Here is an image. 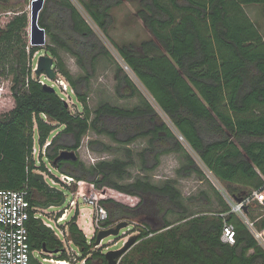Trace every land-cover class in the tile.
<instances>
[{"label": "trees", "instance_id": "obj_1", "mask_svg": "<svg viewBox=\"0 0 264 264\" xmlns=\"http://www.w3.org/2000/svg\"><path fill=\"white\" fill-rule=\"evenodd\" d=\"M11 1L1 0L2 8L12 13L6 22L0 21V78L9 79L11 92L10 108L0 112V189L28 187L31 205L36 207L62 201L60 191L48 189L35 176L38 169H47L34 158L36 132L41 148L48 143L46 156L53 165L61 149L80 148L90 129L125 143L148 137L147 148L139 153L145 170L151 167L150 159L156 162L154 168L162 154L184 150L120 64L115 70L118 95L138 96L142 104L127 109L106 102L92 111L86 91L90 74L75 79L54 45L73 54L88 73L87 62L94 66L99 56H109V52L72 0H45L39 23L53 42L47 50L59 58L56 75L68 82L81 110L74 112L55 87L45 88L46 74H36L33 63L28 68L26 62L29 16L18 7L31 0H14L15 6ZM80 1L107 34L111 9L123 0ZM250 4L264 5V0H140L138 16L152 38L140 44L115 43L121 58L173 126L227 185L223 195L218 192L220 210L190 214L173 180L157 185L148 177H138L121 184L119 180L131 176L132 159H104L84 172L64 168L67 163L77 166L78 161L59 160L55 167L62 173L101 194L100 201L109 213L105 228L125 216L139 218L133 220L139 243L118 264H264V246L247 221L232 212L228 201L243 200L264 188V37L245 10ZM40 50L32 46V58ZM15 52L18 69L13 65L8 69ZM127 152L131 158L132 151ZM185 158L186 174L202 175L193 158L187 153ZM113 191L136 201L124 202ZM174 210L181 215L171 222L166 217ZM244 211L264 239V202L254 199ZM78 214L79 210L69 221L68 238L81 249L85 264H94V259L107 264L105 254L94 249L95 237L88 243L77 223ZM226 224L234 226L233 244L222 240ZM28 228L32 251L63 250L58 259H69L55 233L39 228L38 217L32 216ZM31 264L41 263L32 257Z\"/></svg>", "mask_w": 264, "mask_h": 264}, {"label": "rangeland", "instance_id": "obj_2", "mask_svg": "<svg viewBox=\"0 0 264 264\" xmlns=\"http://www.w3.org/2000/svg\"><path fill=\"white\" fill-rule=\"evenodd\" d=\"M77 6L83 17L92 27L93 31L99 38L100 42L105 49L108 50L109 56H99L94 66H91L87 62V69H84L78 62V59L66 51L63 48H60L58 45L59 56L64 61L66 67L73 75L75 79H80L85 76H89V82H87V95H88V104L92 111H95L99 106L108 102L112 105L119 106L122 108L133 109L142 104V100L138 96L123 98L118 95L116 91L117 81L115 78V70L118 64L122 65L124 68L126 63L121 58L119 51L117 50L115 43L124 45L127 43L140 44L145 40L152 38L151 33L144 25L143 20L138 16V11L140 10V0H123L121 4L115 5L111 9V23L108 28L107 34H105L98 25L93 21L90 14L84 7V3L80 0H72ZM89 1V0H83ZM13 6H15V1H11ZM45 5V4H44ZM18 8H23L28 16L30 17L31 5L30 3L22 2ZM245 10L248 13L249 17L255 22L259 28L261 34L264 37V5L262 4H250L245 6ZM12 11L6 12L1 6L0 0V21L2 23L6 22L8 19V14ZM53 45L51 37L47 34V41L44 45L38 47L41 48L40 51L36 52L35 55L31 54V45L26 48L27 51V67L32 68V63L34 68L37 65L38 58L41 55H46L54 59V69L55 72H58L57 63L59 58L47 50L48 45ZM19 56L14 53L11 62L7 63V68L10 69L13 65L15 69H18V59ZM34 69H32L33 71ZM130 76L133 78L134 82L138 86L143 97L146 98L149 103L152 105L154 110L159 114L160 118L164 120L168 126L174 131L178 139L185 146L183 151H172L169 153H164L159 157L158 165L153 159L148 161V165L151 166L150 169H144L143 160L140 158L139 153L142 152L148 146V137H138L130 143L118 142L108 133H98L94 129H90L88 133L83 137L82 144L80 148L77 149L79 165L74 166L67 163L64 168L72 170L74 172H84L85 169L93 167L97 162L101 160H113L115 158H120L124 160H134V166L130 167L131 176L124 180H119L121 184H128L133 182L138 177H148L150 181L154 184L161 185L167 180L175 181L176 187L182 193V200L187 206L188 213L204 214V213H214L220 210V204L218 202V192H221L222 195L225 193L224 187H227L226 183L221 181L215 174L207 168V166L199 158L198 154L190 147L188 142L180 137V133L173 126L170 119L166 113L161 109L158 103L153 99L151 94L145 89L142 83L137 79L130 68L125 69ZM44 81L52 86H54L60 94L66 99L69 103L71 109L74 112H79L81 110L80 104L78 103L74 91L70 88L68 82L65 78L58 74L53 80L49 78H44ZM3 88V90L1 89ZM11 106V92H10V81L6 78H0V112L7 110ZM94 117V114H92ZM58 130L54 131L53 134H56ZM121 138L127 137V134L121 135ZM36 144L34 146V158L38 166H41V163L44 162L46 170L38 169L37 172L44 173L47 183L51 187H55L58 190H61L66 195V201L61 206H50V207H38L36 213L38 218H42L46 223H50L53 232L63 243V248L65 250V255L71 257L75 255L78 257L76 264H80L83 259V253L81 249L76 246L67 235L68 225L70 219L74 216L75 212L79 210L77 217V223L82 228L87 236L88 243H92L95 233L97 231V226L95 225L94 216H95V207L84 200L83 191L84 186H89L90 184L78 182L75 180L73 183H68L65 181V176H69L65 173H62L58 168H56L46 156V145L41 148L37 132L35 133ZM51 139V138H50ZM49 139V140H50ZM127 149H130L132 152L131 158L128 156ZM185 153L189 154L196 165L202 171V175L192 172L191 174H186L185 166H187V161L185 158ZM42 154V155H41ZM181 171V173H180ZM71 177V176H70ZM264 178V174L262 175ZM93 178V177H92ZM117 180V179H115ZM94 188V187H93ZM95 189V188H94ZM96 190V189H95ZM97 191V190H96ZM98 192V191H97ZM101 197V194L98 192ZM114 196L121 198L124 202L135 203L136 199L127 195H123L116 191H113ZM72 199L76 200L75 205H71L70 202ZM68 209V216L65 220L57 222V215L61 212H64L65 209ZM179 210L175 212L172 211L167 215V219L171 222H176L179 218ZM195 214V215H196ZM138 220L139 218H134ZM132 216H125L121 218L116 223L126 220L130 222V225L126 228H123L118 236L110 235L104 238L100 245L94 246V249L101 250L103 253H106L108 250H115L121 248L126 241L131 236H137V228L135 222H133ZM151 222V221H150ZM159 226V225H157ZM251 231H254V228H251ZM259 240L264 246L263 237ZM139 241L136 243L138 244ZM135 244V245H136ZM134 245V246H135ZM64 251L59 250L57 252H42L41 250L34 249L33 257L41 264H56L54 262L44 261L45 256L48 257H60L63 255Z\"/></svg>", "mask_w": 264, "mask_h": 264}, {"label": "built area", "instance_id": "obj_3", "mask_svg": "<svg viewBox=\"0 0 264 264\" xmlns=\"http://www.w3.org/2000/svg\"><path fill=\"white\" fill-rule=\"evenodd\" d=\"M129 68L127 65L125 69ZM181 138L183 136L180 135ZM68 183L75 182L70 176H65ZM83 197L86 202L95 207L94 221L97 230L105 228L103 223L109 218L107 208L101 203V197L93 186H84ZM264 202V188L254 190L252 195L240 201H229L232 212L242 216L248 223L249 227L254 228L253 223L245 215L246 206L252 200ZM77 202L72 199L70 204L75 205ZM38 207L32 206L30 201V190L28 187L21 189H0V264H31L33 251L31 250L28 222L32 218H37L35 211ZM66 208L57 221H62L67 215ZM49 224V223H48ZM51 225V224H49ZM254 235L259 239L262 238L256 231ZM152 235V234H150ZM224 242L233 244L235 242V229L232 224H226L222 235ZM260 241V240H259ZM45 252V251H42ZM78 257L72 255L69 259H58V257L43 258L44 261L54 262L56 264H76ZM86 258L82 259L80 264H85Z\"/></svg>", "mask_w": 264, "mask_h": 264}, {"label": "water", "instance_id": "obj_4", "mask_svg": "<svg viewBox=\"0 0 264 264\" xmlns=\"http://www.w3.org/2000/svg\"><path fill=\"white\" fill-rule=\"evenodd\" d=\"M45 0H31V12H30V17H29V41L31 45L33 46H40L44 45L47 41V32L45 28H43L40 23V13L42 9L44 8ZM36 74L40 73H45L46 76L50 79L53 80L56 77V72L54 69V59L46 56V55H41L38 58L37 65L34 69ZM45 88L54 90V86L45 83ZM77 150L74 149H61L59 154L54 160V164L59 160H71V161H76L78 159V154L76 152ZM54 165V166H55ZM35 176L39 178L48 189H54L58 190L55 187H51L44 176V173L42 172H36ZM63 194V199L60 203H49L48 205L44 207H50V206H61L65 203L66 201V195L64 194L63 191L58 190ZM240 201V199L238 200ZM130 225L129 221L122 220L118 223H116L114 226H110L107 228L99 229L95 233V241H94V246H98L101 244L102 240L110 235L118 236L123 228H126L127 226ZM39 228L41 230H48L50 232H53V228L51 225L46 223L41 217L39 218ZM137 237L136 236H131L129 239L126 241V243L119 249L115 250H108L105 254V259L107 260V264H118L119 260L123 257V255L130 249L132 248L136 243H137ZM58 250H56L57 252Z\"/></svg>", "mask_w": 264, "mask_h": 264}, {"label": "flooded vegetation", "instance_id": "obj_5", "mask_svg": "<svg viewBox=\"0 0 264 264\" xmlns=\"http://www.w3.org/2000/svg\"><path fill=\"white\" fill-rule=\"evenodd\" d=\"M160 225L159 223H154V226ZM107 261V260H106ZM94 264H105L103 260L94 259Z\"/></svg>", "mask_w": 264, "mask_h": 264}, {"label": "crops", "instance_id": "obj_6", "mask_svg": "<svg viewBox=\"0 0 264 264\" xmlns=\"http://www.w3.org/2000/svg\"><path fill=\"white\" fill-rule=\"evenodd\" d=\"M63 213V212H62ZM62 215V214H61ZM67 216H68V212H67V215H66V217H65V219L67 218ZM57 218H59V217H57ZM64 219V220H65ZM63 221V220H62ZM57 222H61V221H57ZM50 224V223H49ZM56 252V251H55Z\"/></svg>", "mask_w": 264, "mask_h": 264}, {"label": "bare ground", "instance_id": "obj_7", "mask_svg": "<svg viewBox=\"0 0 264 264\" xmlns=\"http://www.w3.org/2000/svg\"><path fill=\"white\" fill-rule=\"evenodd\" d=\"M64 219H65V218H64ZM64 219H63V220H64Z\"/></svg>", "mask_w": 264, "mask_h": 264}]
</instances>
